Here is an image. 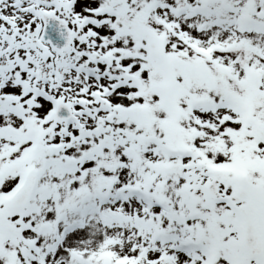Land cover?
<instances>
[{
  "label": "snow or ice",
  "instance_id": "obj_1",
  "mask_svg": "<svg viewBox=\"0 0 264 264\" xmlns=\"http://www.w3.org/2000/svg\"><path fill=\"white\" fill-rule=\"evenodd\" d=\"M0 264H264V0H0Z\"/></svg>",
  "mask_w": 264,
  "mask_h": 264
}]
</instances>
